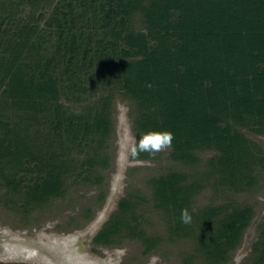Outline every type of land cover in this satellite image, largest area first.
I'll return each mask as SVG.
<instances>
[{"label": "trees", "instance_id": "1", "mask_svg": "<svg viewBox=\"0 0 264 264\" xmlns=\"http://www.w3.org/2000/svg\"><path fill=\"white\" fill-rule=\"evenodd\" d=\"M59 1L0 0V123L9 125L0 129V208L25 218L73 188H97L96 201L102 202L111 168L108 112L96 106L62 116L61 142L46 124V106L57 105L67 82L17 75L20 57ZM155 3L168 20L149 21L143 32L116 21L92 23L89 35L101 51L89 45L78 51L83 41L71 30L60 36L62 44L76 47L66 78L81 82L89 96L107 85L149 108L133 122L138 141L148 131L171 132L165 158L182 168L147 178L145 192L127 189L93 244L135 241L143 256L164 245L180 246L181 264H230L255 211L237 197L253 195L264 176V149L256 140L264 137V0ZM69 11L70 17L61 15L58 30L83 24L84 5ZM171 14L178 23L165 29ZM66 23L70 26H62ZM84 50L89 51L82 55ZM201 154L210 156L202 160ZM156 155L131 157L152 161ZM208 191L213 202L197 206L195 200ZM185 208L192 217L187 225L180 220ZM151 213L162 221L163 233ZM257 232L248 264H264V216Z\"/></svg>", "mask_w": 264, "mask_h": 264}, {"label": "rangeland", "instance_id": "2", "mask_svg": "<svg viewBox=\"0 0 264 264\" xmlns=\"http://www.w3.org/2000/svg\"><path fill=\"white\" fill-rule=\"evenodd\" d=\"M82 5L87 8L83 24L72 28L66 23L62 26H70V29L63 27L62 30H58L57 27L60 25L58 21H64L61 15L66 14L70 17L69 10L73 8L79 10ZM160 12L161 8L155 0H60L55 10L51 11L52 16L45 19L47 24L44 21L41 24L38 36L32 39L29 47L20 57L16 68L17 75L34 81H46L51 77L54 82L59 80L61 82L64 80V84L67 82L65 85L62 84L63 91L57 103L60 108L55 104L46 106L48 110L46 115L50 120L46 124L54 126L53 130L56 129L61 142L65 128V120L62 116L69 117L78 114L84 108H96V106L110 114L111 168L105 176L106 197L98 203L96 196L99 189L73 188L64 199H53L48 204L31 210L26 218L18 211L11 212L0 208V240L10 239L1 243L0 261L26 264H181L180 256L183 248L180 246L164 245L159 249L160 251L143 256L140 244L135 241H126L118 247L93 244L94 237L115 211L127 189L145 192L144 183L147 178L162 174L173 167L179 170L181 166L174 165L165 158L167 149L157 153L158 156L156 155L152 161L132 159L131 148L138 142L137 129L133 122L137 116L151 110L145 106H136V103L127 100L117 88H110L107 85L98 87L95 90L97 94L89 96V89L84 88L81 82L71 83L74 77L66 78V68L72 64L68 61L75 46L62 44L60 37L64 32L68 33V30H71L77 39L81 36L80 39L83 41L78 46V51H81V47L87 48V45L91 49L101 51V45L89 35L93 31L92 23L98 27L106 26L108 22L112 25L110 21L113 23L116 21L121 26L143 32L149 21L168 20ZM176 23H178L176 14H171L169 25H165V29ZM87 51L89 50H84L82 55ZM8 128V123H0V129L7 131ZM256 140L264 149V137H258ZM208 156L210 154H201L200 158L204 160ZM260 183L259 190L253 195L237 197L239 202L247 200L248 203L253 204L255 211L249 228L232 253L230 264H248L247 257L250 256L251 245L258 237L257 226L264 216L263 175ZM213 200L214 197H211L209 191L203 192L195 200V204L200 206ZM217 201L219 202L218 199ZM87 213L90 218L85 219ZM149 217L156 230L163 233V224L158 215L151 213Z\"/></svg>", "mask_w": 264, "mask_h": 264}, {"label": "clouds", "instance_id": "3", "mask_svg": "<svg viewBox=\"0 0 264 264\" xmlns=\"http://www.w3.org/2000/svg\"><path fill=\"white\" fill-rule=\"evenodd\" d=\"M148 87H151V85H148ZM173 139V134L168 131H148L141 136L137 143L133 144L131 156L136 158L141 153H148L150 156L155 157L157 153L170 149ZM180 220L186 225L191 223L192 217L187 208L181 209Z\"/></svg>", "mask_w": 264, "mask_h": 264}, {"label": "water", "instance_id": "4", "mask_svg": "<svg viewBox=\"0 0 264 264\" xmlns=\"http://www.w3.org/2000/svg\"><path fill=\"white\" fill-rule=\"evenodd\" d=\"M7 241H10V239H1L0 240V255H2V246H1V243L7 242Z\"/></svg>", "mask_w": 264, "mask_h": 264}, {"label": "flooded vegetation", "instance_id": "5", "mask_svg": "<svg viewBox=\"0 0 264 264\" xmlns=\"http://www.w3.org/2000/svg\"><path fill=\"white\" fill-rule=\"evenodd\" d=\"M0 264H26V263H22V262H11V263H9V262L0 261Z\"/></svg>", "mask_w": 264, "mask_h": 264}]
</instances>
